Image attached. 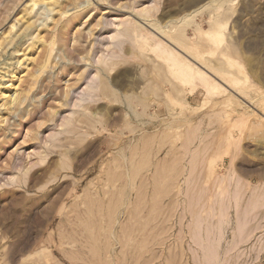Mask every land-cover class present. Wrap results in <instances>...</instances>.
<instances>
[{
    "label": "rangeland",
    "instance_id": "obj_1",
    "mask_svg": "<svg viewBox=\"0 0 264 264\" xmlns=\"http://www.w3.org/2000/svg\"><path fill=\"white\" fill-rule=\"evenodd\" d=\"M34 3L0 0V264H264V0Z\"/></svg>",
    "mask_w": 264,
    "mask_h": 264
},
{
    "label": "bare ground",
    "instance_id": "obj_2",
    "mask_svg": "<svg viewBox=\"0 0 264 264\" xmlns=\"http://www.w3.org/2000/svg\"><path fill=\"white\" fill-rule=\"evenodd\" d=\"M35 3H34V0H32V4L31 5H34ZM208 4V3H207ZM210 5V4H209ZM208 6V5H207ZM32 7V6H31ZM204 7H206V5L204 4V5H202V6H200V7H198V8H196L195 10H193L192 12H190L189 14H186L187 16H185V17H187V19L189 18V19H191V17H193L197 12H200ZM68 11V10H67ZM32 12V11H31ZM105 13V12H104ZM185 17L184 18H182V19H185ZM188 19V20H189ZM194 19V18H193ZM150 20V19H149ZM155 20V19H154ZM183 21V20H182ZM151 22V21H150ZM153 22V21H152ZM180 22V21H179ZM184 22H187V21H185L184 20ZM176 23V22H175ZM134 24V23H133ZM148 24V23H147ZM151 24V23H150ZM13 26V25H12ZM165 26V25H164ZM155 27V26H154ZM165 27H167V29H168V27H169V25H167V26H165ZM165 27H161V26H158V27H155V28H157L158 30H160L161 31V33H163L164 32V28ZM173 27V26H172ZM12 29V28H11ZM14 29V28H13ZM176 29V28H175ZM175 29H174V31H175ZM173 30V29H172ZM179 30H181V29H179ZM178 30V31H179ZM166 31V30H165ZM169 31H170V29H169ZM168 31V32H169ZM168 32H164V33H167L168 34ZM177 32V31H176ZM171 33H172V31H171ZM170 33V34H171ZM181 33V32H180ZM180 33H178V36L180 35ZM165 35V34H164ZM183 35V34H182ZM166 36H168V35H166ZM15 37V36H14ZM169 37V36H168ZM171 37V36H170ZM169 37V38H170ZM171 38H173V37H171ZM170 38V39H171ZM175 38V37H174ZM173 40V39H172ZM176 40V39H175ZM10 41H11V39H10ZM179 41V40H178ZM180 42V41H179ZM9 43H11V42H9ZM95 43V42H94ZM180 44V43H179ZM182 45V44H181ZM57 56V55H56ZM194 56V55H193ZM203 62V61H202ZM198 64V63H197ZM195 69H196V67L195 66H193V65H191V64H182L181 66H180V69H179V76H180V78H182L183 80H185V81H188L189 79H190V76H193L194 74H195ZM171 85H172V83H171ZM20 93V92H19ZM3 94V93H2ZM6 95H8V94H6ZM5 95V96H6ZM13 95V97L10 99L11 100V103H13V104H16V103H14L16 100L18 101V99H17V95H15V93H13L12 94ZM18 96H19V94H18ZM11 97V96H10ZM9 98V97H8ZM136 100V99H135ZM23 102V101H22ZM9 115V114H8ZM2 123V122H1ZM27 132V131H26ZM142 160V159H141ZM142 162V161H141ZM146 162V161H145ZM144 162V163H145ZM140 163V162H139ZM139 166H137L135 169H133V170H135V171H133L132 173H131V176L130 175H128V177H133L132 175H134L135 173H136V169L138 168ZM130 173V172H129ZM234 175V174H233ZM232 177V176H231ZM128 182V181H127ZM221 211V210H220ZM225 214V213H224ZM116 221V220H115ZM244 223V222H243ZM242 225V224H241ZM112 235V234H111ZM204 247V246H203ZM211 248V247H210ZM212 249V248H211ZM203 250V249H202ZM211 255V254H210ZM206 257H207V255H205ZM217 256V255H216ZM213 257H215V256H213ZM204 258V257H203ZM208 259V258H207ZM216 259H218V257H216ZM216 260H214V262H215Z\"/></svg>",
    "mask_w": 264,
    "mask_h": 264
}]
</instances>
